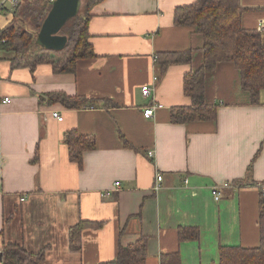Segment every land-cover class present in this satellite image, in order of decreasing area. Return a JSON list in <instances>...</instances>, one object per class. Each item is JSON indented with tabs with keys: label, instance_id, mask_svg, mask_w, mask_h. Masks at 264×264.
Returning <instances> with one entry per match:
<instances>
[{
	"label": "crops",
	"instance_id": "0c3cea01",
	"mask_svg": "<svg viewBox=\"0 0 264 264\" xmlns=\"http://www.w3.org/2000/svg\"><path fill=\"white\" fill-rule=\"evenodd\" d=\"M193 2H97L88 22L94 57L77 61L73 73H56L49 63L14 68L12 54H2L0 95L11 102L0 106V264L6 243L33 254L45 248L41 264L112 262L119 246L141 236L147 239L146 264H160L171 253L180 264H214L222 246H258L264 91L251 104L238 70L221 63L204 83L205 104L215 106L216 118L170 123L172 108L190 107L183 78L203 60L201 36L173 25L174 9ZM240 5L242 28L258 32L264 43V0ZM12 19L0 15V29ZM186 51L189 64L160 70L158 54ZM143 86H150L148 97ZM58 92L109 105L48 104L46 96ZM153 104L161 107L147 119L143 112ZM70 130L96 141L80 166L69 160L64 144ZM156 174L162 175L158 190ZM223 183L228 185L215 200L212 188ZM109 190L110 197L100 196ZM81 220L100 227L84 229L81 250L73 252L68 230ZM180 228H197L199 238L179 241Z\"/></svg>",
	"mask_w": 264,
	"mask_h": 264
},
{
	"label": "trees",
	"instance_id": "16d2710c",
	"mask_svg": "<svg viewBox=\"0 0 264 264\" xmlns=\"http://www.w3.org/2000/svg\"><path fill=\"white\" fill-rule=\"evenodd\" d=\"M102 0H82L79 13L62 28L60 34L67 38L65 49L52 59L48 51L36 43L40 26L51 4L48 0H22L18 3L12 21L1 31L5 40L0 45L2 54H12L11 67H35L41 63L52 65L56 73H73L77 61L94 57L88 42L90 8ZM243 8L240 0H195L192 4L176 7L173 11L175 27H191L202 38L203 60L193 73L185 74L183 92L190 99V107H175L170 110V123L180 125L196 121H212L216 118L215 106L204 101V83L207 74L212 73L221 63H231L240 75V87L248 94L250 103H259L264 91V43L255 31L244 30L241 25ZM191 52L160 53L156 57L160 70L170 65L189 64ZM48 104L59 103L68 109L106 107L107 101L88 100L84 97H70L62 92L48 94ZM64 144L71 162L81 165L82 156L95 149L92 136H83L75 130L64 134ZM36 156L32 162H36ZM259 243L254 248L222 246L218 250V261L214 264H264V197L260 193L258 203ZM100 227V224L79 221L68 230L69 248L81 250V233L86 228ZM199 238L197 228L178 229L179 241H194ZM45 248L33 254L15 243H6L1 252V264H41ZM147 239L139 237L133 244L119 246L114 261L101 264H146ZM160 264H180L176 253L163 254Z\"/></svg>",
	"mask_w": 264,
	"mask_h": 264
},
{
	"label": "water",
	"instance_id": "95a60500",
	"mask_svg": "<svg viewBox=\"0 0 264 264\" xmlns=\"http://www.w3.org/2000/svg\"><path fill=\"white\" fill-rule=\"evenodd\" d=\"M81 6L82 0H55L40 26L36 43L48 52L63 51L67 38L60 31L79 13Z\"/></svg>",
	"mask_w": 264,
	"mask_h": 264
},
{
	"label": "built area",
	"instance_id": "2783aa9c",
	"mask_svg": "<svg viewBox=\"0 0 264 264\" xmlns=\"http://www.w3.org/2000/svg\"><path fill=\"white\" fill-rule=\"evenodd\" d=\"M54 1L55 0H48L50 4H52ZM19 2H20L19 0H0V15L4 16L5 19H7L9 16H13V13ZM1 31L2 30L0 29V45L5 42V40L1 38ZM150 91H151L150 86H143L141 88V94L143 97H148L150 95ZM10 102H11L10 98L3 97L0 95V106L3 104H9ZM160 107L161 106L158 104L150 105L144 110L143 116L147 119L153 117L155 110ZM52 117L58 121H62V116L58 114L57 112H53ZM146 155L148 156V158H153L154 153L152 151H148ZM161 181H162V175L156 174L155 183L153 187L154 190H158L160 188ZM227 185H228L227 183H223V184H218L212 188V195L214 196L215 200H218L220 198V195H221L220 189L226 188ZM114 187L118 188L119 183L116 182L114 184ZM258 188L260 190L262 197H264V184H259ZM111 194H112V191L109 190V191L102 192L100 196L103 198H108L111 196ZM20 200L23 201L24 199H20Z\"/></svg>",
	"mask_w": 264,
	"mask_h": 264
},
{
	"label": "rangeland",
	"instance_id": "374dc122",
	"mask_svg": "<svg viewBox=\"0 0 264 264\" xmlns=\"http://www.w3.org/2000/svg\"><path fill=\"white\" fill-rule=\"evenodd\" d=\"M82 7V6H81ZM50 54H55L56 57L59 56L57 53L49 52ZM57 60V59H56Z\"/></svg>",
	"mask_w": 264,
	"mask_h": 264
}]
</instances>
